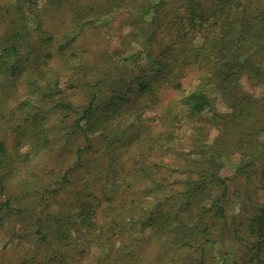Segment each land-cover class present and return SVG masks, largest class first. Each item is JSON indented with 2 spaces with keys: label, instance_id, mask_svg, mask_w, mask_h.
Listing matches in <instances>:
<instances>
[{
  "label": "trees",
  "instance_id": "16d2710c",
  "mask_svg": "<svg viewBox=\"0 0 264 264\" xmlns=\"http://www.w3.org/2000/svg\"><path fill=\"white\" fill-rule=\"evenodd\" d=\"M23 1L0 34V264H264V95L238 85H264V0H48L51 29ZM93 21L128 30L87 50Z\"/></svg>",
  "mask_w": 264,
  "mask_h": 264
},
{
  "label": "rangeland",
  "instance_id": "374dc122",
  "mask_svg": "<svg viewBox=\"0 0 264 264\" xmlns=\"http://www.w3.org/2000/svg\"><path fill=\"white\" fill-rule=\"evenodd\" d=\"M37 4L38 8H43V11L47 10L48 14L46 16H42L44 20L47 21L49 24V28H58L59 26L63 25L62 21L67 18L66 16H63V13L60 11L58 12H49L52 9V6L48 3V0H34ZM136 2L139 0H135ZM175 2H179V0H176ZM24 6L29 18L34 15V12H38V10H35L33 7L28 8V3H25L23 0H0V34L4 32V30L12 25V15L15 13V7L16 5ZM264 4V3H263ZM30 13H33L31 15ZM32 19V17H31ZM101 23V25H100ZM31 22L28 21L26 25H30ZM121 23L118 24V30L116 31L114 28H112L110 23H102L93 21L92 26L89 28L90 31L87 32L85 43H87V50L93 49L95 50L97 48V44H95L96 40H99L102 46V43H107L111 48L116 47L119 44V39L117 36L121 32L124 34L127 32L128 27H122L120 28ZM238 85L240 90L244 93H248L253 95L256 98H260L264 95V85L263 84H251L247 79L246 76L243 75L240 77L238 81ZM212 101L216 109L221 112L225 113L228 112V106L227 104L217 95L212 94L211 95ZM215 132H212L208 138L209 141H212V138L214 137ZM264 138V132L258 136V139ZM239 161V156L237 154L230 157L229 164H226L223 166V168L220 171V175L223 177H231L234 173V169L236 164ZM240 185V181L237 183L235 182V187ZM243 200V195L237 196V198L231 199L229 204V211L232 213H239L240 211V204ZM145 204H150V202H145ZM75 226H73L72 232L74 235H76ZM148 231L145 233V235L140 236L137 235V238H145L147 236ZM73 236V235H72ZM77 241H79L84 246L85 254H88L87 256H94L96 259H103L106 256V249L101 246L97 241H87L81 239L80 236L76 237ZM13 242L9 241L3 234L0 233V255L4 253H10L12 250ZM82 259V258H81ZM83 261V260H82ZM79 262L77 264L82 263ZM11 263H15L14 259H12Z\"/></svg>",
  "mask_w": 264,
  "mask_h": 264
}]
</instances>
